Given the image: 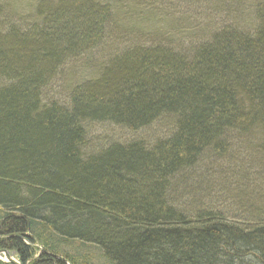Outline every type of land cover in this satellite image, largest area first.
<instances>
[{
	"label": "trees",
	"instance_id": "1",
	"mask_svg": "<svg viewBox=\"0 0 264 264\" xmlns=\"http://www.w3.org/2000/svg\"><path fill=\"white\" fill-rule=\"evenodd\" d=\"M13 4L0 0V250L264 264V0ZM155 18L173 22L154 32ZM71 64L89 75L70 82ZM104 124L149 131L89 138Z\"/></svg>",
	"mask_w": 264,
	"mask_h": 264
},
{
	"label": "rangeland",
	"instance_id": "2",
	"mask_svg": "<svg viewBox=\"0 0 264 264\" xmlns=\"http://www.w3.org/2000/svg\"><path fill=\"white\" fill-rule=\"evenodd\" d=\"M1 1L4 2L5 0H1ZM8 1L14 3L13 6L16 8V10L24 12L26 14L28 13L30 0H13V1L8 0ZM177 18H179V16H177V17L174 16L173 17L174 20L177 19ZM149 22H151L150 27H152V29L155 32V30L166 31V29L168 28L169 22H173V21L172 20H168V19L155 18L153 21H149ZM200 22H202V23H200L201 25H205V24L210 23V21H208L206 19V17H204L203 20L201 19ZM147 27H149V25ZM185 31L187 33H191L192 32L190 30H185ZM69 67H68V69H69ZM71 70L76 75L73 77L72 81H70V82H76L77 80L83 78L84 76H88L89 75L88 73H86L87 68H83V66H81L79 64H77V65L75 64V66H74V64H71ZM69 72L66 71V77L68 76L67 77L68 81L70 80V76L68 75ZM60 83H61V81L56 83V84H60ZM58 87L59 86L56 85L55 92L58 91ZM52 90H54V89H52ZM53 94H55V93H53ZM53 94L52 93L50 94V96H52V99H55V98L58 99L59 95L58 94L53 95ZM153 126L156 127V125H153ZM153 126H151L150 128H152ZM155 127H154V129H155ZM148 131L149 130H147V128H145V129L138 130L136 132H130V131L126 130V129L118 128V127H115L113 125H108V124L93 125V128L91 127V133H90L89 138H92L93 140H96L97 137H99V136H101V135H103L105 133V134H107L106 136H109V135L112 136V139H114V138L115 139L119 138V140L120 139H127V138L129 139V138H133V137L143 136V135L147 134ZM91 146H93L92 143H91ZM223 206L225 208H222V209L224 211H226L227 217L232 219L233 215H234L233 213H235L238 210V208H236V206H234L233 204H232V206H231V204L229 206H228V204H226V205L223 204ZM10 255L13 257L12 254H10Z\"/></svg>",
	"mask_w": 264,
	"mask_h": 264
},
{
	"label": "water",
	"instance_id": "3",
	"mask_svg": "<svg viewBox=\"0 0 264 264\" xmlns=\"http://www.w3.org/2000/svg\"><path fill=\"white\" fill-rule=\"evenodd\" d=\"M1 255L4 257V260L7 262H10L12 264H20V262L16 258L12 257L10 253L5 250H0V259H1Z\"/></svg>",
	"mask_w": 264,
	"mask_h": 264
}]
</instances>
